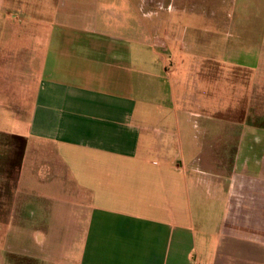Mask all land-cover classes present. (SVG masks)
Masks as SVG:
<instances>
[{"label": "crops", "instance_id": "obj_1", "mask_svg": "<svg viewBox=\"0 0 264 264\" xmlns=\"http://www.w3.org/2000/svg\"><path fill=\"white\" fill-rule=\"evenodd\" d=\"M19 10L51 30L19 61L3 39L22 35L0 31V93L40 69L27 132L0 124L22 143L0 161L1 183L16 174L8 228L40 251L17 262L264 264V126L219 118L218 81L136 16L0 0L2 21Z\"/></svg>", "mask_w": 264, "mask_h": 264}, {"label": "rangeland", "instance_id": "obj_2", "mask_svg": "<svg viewBox=\"0 0 264 264\" xmlns=\"http://www.w3.org/2000/svg\"><path fill=\"white\" fill-rule=\"evenodd\" d=\"M98 1L101 13L105 10L110 15L121 14L123 20H127L128 16H136L143 21L140 24L156 30L153 42L155 46H165V41L173 38L177 42L175 60L179 64L184 63L185 67L196 64L195 67L202 70L200 78L217 80L215 97L227 100L218 112L219 118L264 126V0ZM37 10L36 8L35 12H39ZM49 30L50 22L39 21L35 14L22 10L10 13L6 20L2 21L0 18V31L22 35L3 39L5 47L11 46L9 51L12 52L14 61L27 55L21 53L19 47H26L28 50L33 43L46 47ZM182 44L185 46L184 50L181 48ZM186 49L195 51H189L192 53L190 55L186 53ZM6 54L3 52L0 56ZM212 54L216 57L208 59ZM42 56L43 54L40 55ZM242 62L250 63L254 68L240 65ZM186 69L188 72V68ZM33 73L31 84L22 86L16 83L9 91L0 93V124L11 132H27L40 69L37 67ZM7 132L4 129L0 131V161L16 159L18 149H14V143H20V150L22 146L20 141L17 142ZM2 169L4 167L0 162V170ZM15 180L16 174L9 179L7 185L0 182V264H19L17 260L22 255H37L40 252L39 247L32 245L33 233L25 241V237L21 238L15 227L8 228L13 216L9 212L13 202L9 192L15 189ZM2 185H6L8 189L1 188Z\"/></svg>", "mask_w": 264, "mask_h": 264}]
</instances>
